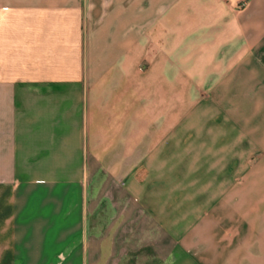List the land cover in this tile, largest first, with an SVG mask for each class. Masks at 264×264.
Returning a JSON list of instances; mask_svg holds the SVG:
<instances>
[{
  "label": "crops",
  "instance_id": "0c3cea01",
  "mask_svg": "<svg viewBox=\"0 0 264 264\" xmlns=\"http://www.w3.org/2000/svg\"><path fill=\"white\" fill-rule=\"evenodd\" d=\"M142 249L264 264V0H0V264Z\"/></svg>",
  "mask_w": 264,
  "mask_h": 264
},
{
  "label": "rangeland",
  "instance_id": "374dc122",
  "mask_svg": "<svg viewBox=\"0 0 264 264\" xmlns=\"http://www.w3.org/2000/svg\"><path fill=\"white\" fill-rule=\"evenodd\" d=\"M191 142L190 139L188 140V142H184L183 143V150L184 151H190L191 149ZM196 193L198 194V196L196 197ZM173 194H176L175 192ZM183 198L187 199V198H193L194 200L196 198L199 199L198 201V206H190L187 202L184 201V203H186L187 206H184L182 208V211L184 214H189L191 216H193L194 218H200L201 216H203L204 214H214L215 219L223 221L222 219H224L225 221L228 220L229 218V223L228 224H221L217 230L216 233H218L219 235H221L224 230L226 228H229V232H235V231H239V226H240V218H239V214H240V208L238 206V190H234V191H230L227 192V194H229V197L227 198L228 195H224L226 194V191L222 192V191H199V192H188V191H183ZM222 196L224 198H222ZM171 198V197H170ZM215 198V199H214ZM212 199L215 200V205L214 206H210ZM179 209V207H178ZM250 208H248L249 210ZM254 213L249 212L248 211V219L249 218H253ZM230 225V226H229ZM251 227V228H250ZM248 231L254 230L256 231L255 228V224L253 223H248ZM253 231V232H254ZM228 232V233H229ZM238 239L233 240V243L231 244V246L234 247H238ZM232 247V248H234ZM146 257L141 258L138 257L135 260V263L138 264H158V260L156 259V257H154L152 251L148 250V249H142L141 251V255H145ZM133 261H131L129 258L125 259L124 264H131Z\"/></svg>",
  "mask_w": 264,
  "mask_h": 264
}]
</instances>
